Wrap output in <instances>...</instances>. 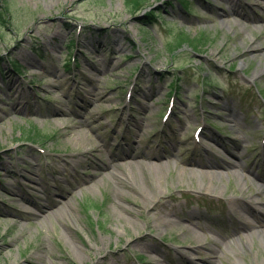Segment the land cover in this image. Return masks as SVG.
I'll return each mask as SVG.
<instances>
[{
	"label": "rangeland",
	"instance_id": "rangeland-1",
	"mask_svg": "<svg viewBox=\"0 0 264 264\" xmlns=\"http://www.w3.org/2000/svg\"><path fill=\"white\" fill-rule=\"evenodd\" d=\"M255 1L241 0L242 9L264 14ZM231 5L0 0V177L9 185L0 212L27 203L17 178L29 198L57 192L66 201L20 228L0 215V264H28L30 253L55 264H264V235L241 229V239L227 213L241 190L256 197L250 180L264 192L246 169L254 159L264 173V19L223 15ZM226 144L246 153L235 158L245 168L222 170L210 183L216 194L197 191L203 179L184 176L181 159ZM208 200L221 215H209Z\"/></svg>",
	"mask_w": 264,
	"mask_h": 264
},
{
	"label": "bare ground",
	"instance_id": "bare-ground-1",
	"mask_svg": "<svg viewBox=\"0 0 264 264\" xmlns=\"http://www.w3.org/2000/svg\"><path fill=\"white\" fill-rule=\"evenodd\" d=\"M259 0L254 2L255 7L258 6L260 7L259 4ZM231 11L229 10H224L223 11V15L229 16V15H243L246 18L250 19V21L252 20H258V19H264V14L261 15H255V14H251L247 11H245L243 4L241 3V0H231ZM259 4V5H258ZM260 8H264V6H262ZM264 27H261V29H263ZM262 36V35H261ZM253 45H250L251 47H255ZM264 48V47H263ZM253 56L255 55L254 53L252 54ZM63 111V110H61ZM65 114V113H64ZM69 120V119H67ZM76 124H72L71 123V127L65 129L62 133L65 135H69L71 134L75 128H76ZM199 143H203L201 139H199ZM218 150V151H217ZM212 150V151H208L207 150V154L209 155V158H203V159H199V160H189L188 158H182L181 161L183 162V165H188V166H183L181 167V171L182 174L184 176H190L191 178L194 177H200L203 179V182L201 184H197L195 185V188L197 191H206V192H211L216 194L215 192H218L220 189H218V187H211V182L214 184V181H216L217 178L221 177V174L223 173L222 170L226 169L227 167L230 166H236L239 165L235 160V158L239 157V158H245L247 155L245 152H237L236 150H234L231 146H225L224 150ZM213 156V157H212ZM113 155L110 156L109 161L107 163V165H113L114 161L112 160ZM178 159V158H177ZM249 159V158H248ZM180 161V162H181ZM253 162V159H252ZM149 166L154 167L156 169H158L157 167H161L162 164L160 162H154V160L149 161ZM243 168L244 165H241ZM247 168H249V171L254 172L255 169L251 166H247ZM99 171V169L97 170ZM18 175V173H17ZM97 175V172H96ZM255 175H257V177L264 179V174H258L255 171ZM151 181V180H150ZM19 179H15V182L13 183L14 186H17L20 190L17 191V195H22L23 199L27 200L26 202H21L19 209L15 208V210L10 209V210H4L3 212H0L1 217L3 218H12L13 222H12V227L15 228H20L23 227V223H22V218H28L30 219L28 221V223H32L34 218H41L44 214L48 215L52 210V213H57L60 211V208L65 205L66 201L63 200L60 196L64 195L62 193L58 194L57 192L54 193V198L51 199L48 195L44 196V194L42 195H37V199H32L29 198L28 196L23 194V191L21 189V185L19 183ZM256 181L255 179L250 180L249 184L251 185V187H253V189L256 191V197L251 196L250 194H245L242 190L241 193L235 197L234 199H230L229 198V207L227 210V213L229 215H231L232 218L235 219L236 221V226L234 228L233 231H239L241 232V239H244L242 237V231L240 230L241 228L245 229L246 231H248V233L252 236L255 233L256 234H263L264 235V218H256L258 215L260 216L261 213H264V207H259V202H260V198L258 196H262L264 194L263 191L260 190V188L255 184ZM153 185V184H152ZM8 183L7 181L0 177V187L3 188H8ZM20 186V187H19ZM215 191V192H213ZM223 194V193H222ZM25 196L27 198H25ZM21 196H19L20 198ZM48 198V199H47ZM242 198H244V200H248L250 202L242 201ZM51 200V201H49ZM56 207V209H54ZM175 216L178 217H182L181 214H179L176 210L175 212H172ZM49 214V215H51ZM48 215V216H49ZM189 217V215L187 214V218ZM253 217V218H251ZM255 218V219H254ZM168 219H161L160 222H162L163 224L168 223ZM67 222V221H65ZM69 225V224H68ZM70 226V225H69ZM73 229L76 230L77 233L82 234L80 232L79 229L76 228V226H71ZM183 228L184 231L186 232H191V229L188 227H186V223L184 221L179 222L178 228ZM173 234V231H172ZM193 235L195 236V241H198L199 244V248L203 247L206 245L205 242H202L201 240V236L196 234L195 232L193 233ZM246 236V235H245ZM19 240L18 236L13 237L11 242H17ZM212 244H219V242L213 240ZM36 246H39L38 244H35ZM58 246L61 247L62 249H64V247L62 246V244L58 243ZM201 246V247H200ZM47 250L46 247H44L43 245L40 247V250L43 251ZM48 251V250H47ZM50 254H52V252L48 251ZM212 254H214V251H211ZM29 255V256H28ZM27 255V259L28 260V264H55V262L52 261H48L45 260L44 257L38 255V254H33L30 253ZM54 257L55 260H57V257L55 255H52ZM210 260V259H209ZM150 261V260H149ZM19 262V261H18ZM151 263V262H150ZM154 264H159V262L154 261ZM20 264H25V262H21Z\"/></svg>",
	"mask_w": 264,
	"mask_h": 264
},
{
	"label": "trees",
	"instance_id": "trees-1",
	"mask_svg": "<svg viewBox=\"0 0 264 264\" xmlns=\"http://www.w3.org/2000/svg\"><path fill=\"white\" fill-rule=\"evenodd\" d=\"M135 1H140V0H135ZM147 19V18H146ZM151 21V19H150V16H148V19H147V22H150Z\"/></svg>",
	"mask_w": 264,
	"mask_h": 264
}]
</instances>
